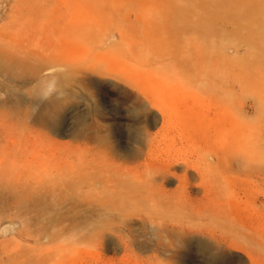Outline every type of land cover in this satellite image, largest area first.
Instances as JSON below:
<instances>
[{
	"label": "rangeland",
	"instance_id": "rangeland-1",
	"mask_svg": "<svg viewBox=\"0 0 264 264\" xmlns=\"http://www.w3.org/2000/svg\"><path fill=\"white\" fill-rule=\"evenodd\" d=\"M238 132L264 0H0V264H264Z\"/></svg>",
	"mask_w": 264,
	"mask_h": 264
},
{
	"label": "bare ground",
	"instance_id": "bare-ground-1",
	"mask_svg": "<svg viewBox=\"0 0 264 264\" xmlns=\"http://www.w3.org/2000/svg\"><path fill=\"white\" fill-rule=\"evenodd\" d=\"M218 139L221 149L220 157H218L219 160L224 161L225 163L231 162V157L229 156V153L226 152L227 144L242 147L243 154L249 156V159L245 163V167L239 171L240 173L233 172L230 167H227V172L225 173V182L227 184L232 183V185L236 186L231 192L234 197L233 205L237 208L242 206L243 209L247 208L246 211L263 215L264 211L257 207L255 203L257 196L264 193L260 190V184L264 180V165L262 168H258L256 164V155H260L262 152L264 153V135L249 138L238 132L231 137L230 135L219 136ZM261 145L263 147H261ZM242 188H248V190ZM240 193L246 198L247 204H245V206H243L240 201Z\"/></svg>",
	"mask_w": 264,
	"mask_h": 264
}]
</instances>
